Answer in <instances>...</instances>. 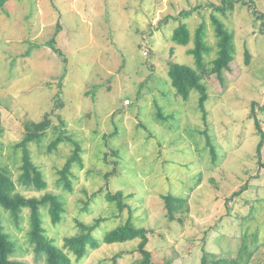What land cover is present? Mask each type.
<instances>
[{"label":"rangeland","instance_id":"obj_1","mask_svg":"<svg viewBox=\"0 0 264 264\" xmlns=\"http://www.w3.org/2000/svg\"><path fill=\"white\" fill-rule=\"evenodd\" d=\"M233 4L232 7L230 4ZM264 0H6L0 5V150L17 190L29 197L58 195L65 204L54 223L42 207L46 234L62 247L78 221L103 235L129 218L153 228L150 248L157 262L199 264L204 250L234 257L241 245L253 250L250 264H264ZM214 17L234 33V60L206 75L207 115L200 91L177 94L170 62L196 67L190 49L205 24L204 52L210 68L218 36ZM187 23L191 41L172 40ZM55 45L62 53L56 52ZM148 50V54L144 52ZM249 50L251 62L245 61ZM162 113V115H160ZM51 123L41 142L28 144L48 188L22 184L20 143L29 123ZM207 132V134L205 133ZM63 137L57 148L49 144ZM72 139V140H70ZM211 140V145L208 141ZM80 143L65 186L60 170ZM214 147L215 154L212 150ZM108 174V176H107ZM201 183L189 188L196 178ZM123 191V211L107 191ZM188 196L184 222L171 221L162 196ZM4 230L16 243L12 258L45 264L30 241L29 208L16 217L0 209ZM139 239L102 243L74 264H135ZM67 250V249H66Z\"/></svg>","mask_w":264,"mask_h":264},{"label":"trees","instance_id":"obj_2","mask_svg":"<svg viewBox=\"0 0 264 264\" xmlns=\"http://www.w3.org/2000/svg\"><path fill=\"white\" fill-rule=\"evenodd\" d=\"M4 1L6 0H0V5H3ZM230 5L232 7L233 4L231 3ZM252 12L253 14L255 13L254 10ZM256 16L257 18L262 17L264 19V13H258ZM214 23L218 36L219 50L216 58H214L212 62V66L209 68L204 58V52L209 51V47L205 42L206 26L203 24L197 31L195 46L189 51L195 58L196 67L172 61L170 62L169 68L172 85L175 87L180 97L186 100L189 98L193 89L200 91V107L205 116L207 115L205 103L209 98V93L203 80L206 75L211 74H216L222 80L223 71L230 67V63L234 60L235 53L234 33L217 17H214ZM261 24L264 26V20ZM172 40L180 45H188L190 43L191 30L187 23H181L175 28ZM49 43L56 52L62 53L55 45V39H52ZM245 61L247 64L251 62L249 50L245 51ZM160 115H162V113H160ZM255 122L261 133V140L257 145V154L261 157V150L264 146V130L257 117H255ZM50 123L51 120L48 114H46L41 121L33 124L29 123L27 126V135L20 143L23 150V161L19 180L22 184L33 186L39 191L46 190L48 188V183L44 178L42 170L32 160L28 144L32 141L41 142L50 127ZM205 133L207 134V132ZM63 140L62 136L54 139L48 146L49 150L52 151L57 148L59 143ZM208 143V145H211V140H209ZM74 144L75 149L73 153L60 170L62 180L69 189H72V185L68 176L73 164L75 162H82L80 143L74 141ZM211 150L213 154H215L214 147ZM260 163L261 166L264 167L262 160H260ZM200 183L201 177L199 176L190 183L193 185L189 188V191H193ZM105 196L108 201L116 202L121 211L129 206L121 190L117 192L109 190L105 193ZM162 198L167 209L169 220L183 223L184 218L182 215H187L190 212L189 197L167 193L164 194ZM45 206L48 207V213L54 223H58L62 220L63 213L65 212V204L62 199L58 195L50 192L45 193L40 198L35 196L29 197L19 192L11 171L2 165L0 150V209L11 212L14 217H16L17 221L19 213L23 208H29L31 210L29 238L34 245L36 256L44 259L45 264H74L70 252L73 253L77 259H82L88 254L90 249H97L102 243H125L134 239H139L137 250L141 255L140 259L135 264H172L170 261L165 263L154 260L153 250L150 248V234L154 233V229L137 226L132 222L131 218L114 229L107 231L102 238L96 237L94 232L101 224L103 218L97 219L93 224L78 221V232L72 236L66 237L64 245L60 247L46 234L41 211V208ZM2 222V214L0 212V264H24L19 259L12 258V254L16 249V243L11 239L9 234L5 232ZM253 252V250H246L245 245H241L234 257H231L230 254L229 257H227L222 256L221 252H210L205 249L199 264H250L253 258ZM120 255L114 256V264L117 263V258Z\"/></svg>","mask_w":264,"mask_h":264},{"label":"built area","instance_id":"obj_3","mask_svg":"<svg viewBox=\"0 0 264 264\" xmlns=\"http://www.w3.org/2000/svg\"><path fill=\"white\" fill-rule=\"evenodd\" d=\"M144 54L147 55V54H148V50H146V51L144 52Z\"/></svg>","mask_w":264,"mask_h":264}]
</instances>
